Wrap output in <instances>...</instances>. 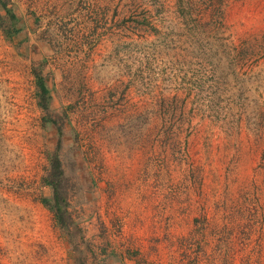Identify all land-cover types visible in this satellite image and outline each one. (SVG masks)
<instances>
[{"label":"rangeland","instance_id":"obj_1","mask_svg":"<svg viewBox=\"0 0 264 264\" xmlns=\"http://www.w3.org/2000/svg\"><path fill=\"white\" fill-rule=\"evenodd\" d=\"M0 264H264V0H0Z\"/></svg>","mask_w":264,"mask_h":264},{"label":"trees","instance_id":"obj_2","mask_svg":"<svg viewBox=\"0 0 264 264\" xmlns=\"http://www.w3.org/2000/svg\"><path fill=\"white\" fill-rule=\"evenodd\" d=\"M7 13L11 14L13 19L16 18V15L14 13H12L10 9L7 11ZM36 83H37V86H38V89H39V93H38L39 103L42 105L43 108L46 109L48 107V104H49V101H50L49 88H48V86H47V84L45 82L44 77L41 76V75L37 76V82ZM53 167H54V169L56 171L54 173V175L59 178V176L62 173L61 172L62 168H61V162H60V159H59L58 156L53 157ZM49 183H51L53 185L55 193L57 194V187H56V184H55L56 183L55 178L49 180ZM55 199H54V205L52 206L53 208H56L55 206H59V198H57V195L55 196Z\"/></svg>","mask_w":264,"mask_h":264}]
</instances>
